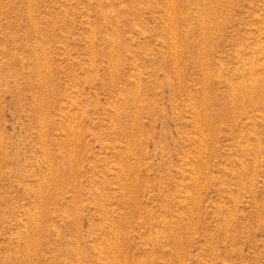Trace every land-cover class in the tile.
I'll list each match as a JSON object with an SVG mask.
<instances>
[{"label":"rangeland","instance_id":"374dc122","mask_svg":"<svg viewBox=\"0 0 264 264\" xmlns=\"http://www.w3.org/2000/svg\"><path fill=\"white\" fill-rule=\"evenodd\" d=\"M0 264H264V0H0Z\"/></svg>","mask_w":264,"mask_h":264},{"label":"bare ground","instance_id":"6f19581e","mask_svg":"<svg viewBox=\"0 0 264 264\" xmlns=\"http://www.w3.org/2000/svg\"><path fill=\"white\" fill-rule=\"evenodd\" d=\"M172 7V6H171ZM173 8V7H172ZM174 15V14H173ZM205 109V108H204ZM204 113V112H203ZM206 114V113H205ZM204 115V114H203ZM202 117V116H201Z\"/></svg>","mask_w":264,"mask_h":264}]
</instances>
